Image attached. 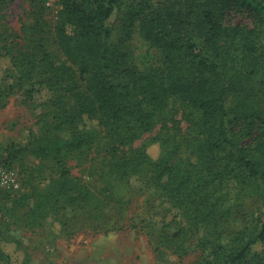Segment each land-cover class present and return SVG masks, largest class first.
Returning <instances> with one entry per match:
<instances>
[{
	"label": "trees",
	"instance_id": "trees-1",
	"mask_svg": "<svg viewBox=\"0 0 264 264\" xmlns=\"http://www.w3.org/2000/svg\"><path fill=\"white\" fill-rule=\"evenodd\" d=\"M7 1L0 0V54L10 57L16 91L28 99L42 89L49 95L39 137L0 145L1 161L24 151L61 157L85 147L96 137L78 127L88 115L107 138V172L125 176L151 167L166 175L159 183L170 198L184 193L197 203L204 188L211 191L225 174L264 183V0H139L128 21L159 56L143 69L111 39L108 19L119 0H59L53 24L37 12L25 43L4 23L1 10ZM231 12L251 24L228 23ZM50 38L56 54L47 47ZM169 100L200 112L194 135L185 140L198 165L177 156L175 134L152 137L162 149L155 160L144 146L134 147L142 134L153 131ZM166 123L161 120L160 130L169 129ZM63 128L68 135L60 133ZM254 131L253 144L239 142ZM217 157L226 163L217 165ZM59 168L57 180L65 184L68 169L64 162ZM256 222L252 233L246 227L218 243L208 263L264 264V214ZM0 264H10L1 244Z\"/></svg>",
	"mask_w": 264,
	"mask_h": 264
},
{
	"label": "rangeland",
	"instance_id": "rangeland-1",
	"mask_svg": "<svg viewBox=\"0 0 264 264\" xmlns=\"http://www.w3.org/2000/svg\"><path fill=\"white\" fill-rule=\"evenodd\" d=\"M138 1L119 0L108 24L111 39L128 61L143 69L159 56L128 21V11ZM59 8V0H9L1 13L6 27L19 43H25L35 14L42 10L43 19L52 25ZM226 21L251 24L239 12L229 13ZM46 43L56 54L51 38ZM12 68L10 57L0 54V145L31 143L41 134V119L47 113L48 91L25 98L16 91ZM260 78L254 77V83ZM199 114L193 107L169 100L153 131L142 134L134 147L144 146L155 160L162 149L152 137L175 134L180 143L177 156L198 165L185 140L194 135ZM161 120L169 129L160 130ZM78 127L96 136L81 149L61 157L24 151L14 159L0 160V231L5 238L0 244L10 264H210L207 259L213 258L218 243L246 227L252 233L258 226L256 218L263 219V182L225 174L211 191L204 188L197 203L184 193L173 199L159 183L166 175L156 174L151 167L125 176L107 172V138L98 120L83 115ZM60 133L66 136L69 131L63 128ZM255 134L239 142L253 144ZM61 162L68 169L65 184L57 180ZM216 163L226 162L217 157Z\"/></svg>",
	"mask_w": 264,
	"mask_h": 264
}]
</instances>
